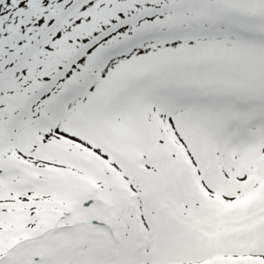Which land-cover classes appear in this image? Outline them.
Returning a JSON list of instances; mask_svg holds the SVG:
<instances>
[{
    "label": "snow or ice",
    "instance_id": "1",
    "mask_svg": "<svg viewBox=\"0 0 264 264\" xmlns=\"http://www.w3.org/2000/svg\"><path fill=\"white\" fill-rule=\"evenodd\" d=\"M0 264H264V0H0Z\"/></svg>",
    "mask_w": 264,
    "mask_h": 264
}]
</instances>
